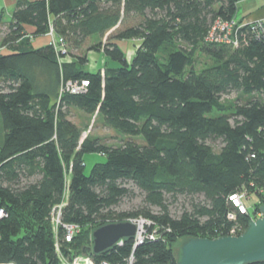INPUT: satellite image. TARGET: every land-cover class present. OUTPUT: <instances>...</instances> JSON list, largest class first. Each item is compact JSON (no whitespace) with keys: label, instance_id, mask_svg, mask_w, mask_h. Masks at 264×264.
Masks as SVG:
<instances>
[{"label":"trees","instance_id":"trees-1","mask_svg":"<svg viewBox=\"0 0 264 264\" xmlns=\"http://www.w3.org/2000/svg\"><path fill=\"white\" fill-rule=\"evenodd\" d=\"M238 1L23 0L10 19L0 12V45L10 49L0 52V208L9 214L0 217V262L61 264L53 222L61 207V222L80 226L70 241L59 227L67 258L87 255L83 249L100 225L145 217L154 240L134 246V237L125 238L91 254L93 264H126L131 256L134 264H177L179 237L229 232L235 224L229 213L236 211L231 194L264 197V39L250 26L235 47L207 39L216 21L236 17ZM130 17L138 21L128 25ZM51 27L66 48L78 50L115 28L91 47L106 55L104 71L90 70L84 55L61 62L68 49L35 47L33 40ZM124 40L140 42L131 59L118 43ZM202 53L215 62L199 71ZM71 79L89 81L87 90L62 92ZM231 92L240 95L234 105L222 99ZM72 108L129 139L118 146L83 139ZM218 139L216 152L211 142ZM85 153L106 160L87 173ZM128 183L159 212L112 209L131 193ZM180 195L189 197L190 208L172 214ZM238 214L248 227L249 215Z\"/></svg>","mask_w":264,"mask_h":264},{"label":"rangeland","instance_id":"rangeland-1","mask_svg":"<svg viewBox=\"0 0 264 264\" xmlns=\"http://www.w3.org/2000/svg\"><path fill=\"white\" fill-rule=\"evenodd\" d=\"M138 20L134 17H130L128 19L127 24L132 25L135 24ZM115 28H113L114 30ZM7 30L6 26H3L2 31L5 32ZM112 30V31H113ZM112 31H109L105 36H92L89 38L86 42L85 45L81 47V49H74L71 46H68V54L66 57L60 58L61 62H70L73 61L74 56L71 54L77 55V56H87L88 60L85 64L90 70H98V69H103L104 67L108 64L106 60V55L103 53V51L97 50V49H91V47L95 44H98L100 42L105 43L107 41V38L113 33ZM3 37V35H0V39ZM46 37L51 40L52 35L46 34ZM120 44L121 48L124 50V52L127 53L128 59H131L134 54L135 50L140 44L139 41L132 42V41H118ZM166 50V48L164 49ZM7 51L5 47H2L0 45V52ZM70 53V54H69ZM162 56H165V53H163ZM198 64H197V70L201 71L204 68H207L209 66L214 65V62L208 55L202 53L198 55ZM240 97L239 93L231 92L230 94H226L223 96V102H225L228 105H234V102L237 101V99ZM243 102V100H240ZM238 102V101H237ZM70 118L72 121L78 123L80 127L83 129L85 133H87L86 136H89L91 138H100L102 142L108 143L110 145H116L122 144L125 141L129 139V136L122 134L121 132L114 131L113 129L105 126L104 121L101 120L100 117L91 116L83 111H80L76 108L71 109V115ZM83 132V133H84ZM84 133V134H85ZM3 138V125L1 124V119H0V143ZM134 141H137L138 143H144L142 140V137H134ZM213 145V148L215 149L216 152H218L222 146V140L218 139L217 141L211 142ZM85 161H86V172L89 173L91 169L93 168L94 164L97 162H103L106 160V157L102 154L99 153H85ZM38 176H34L31 179L36 180ZM26 180L23 179V183L21 185L25 184ZM129 188H132V191L130 194L124 196L120 203L117 205L113 206L112 209H114L117 212L121 211H128L132 212L134 210H142L143 208H148L150 209L153 213L159 212V208L156 206H150L144 202V196H142L141 191L136 187L133 186L132 184H127ZM250 199L248 200L249 206L251 209V212H254V209L256 208L255 205L261 206L263 204L262 199H261L256 193H250ZM169 198V197H168ZM202 195H198L197 199L203 200ZM190 199L189 197H184L183 195L179 196V199L176 203H173L171 205V213L172 214H180L185 208H190L189 205ZM145 228L149 232L150 230L148 229V226L146 225ZM184 239V237H179L178 241H176L173 244V250H175V254L178 255V247L181 242V240Z\"/></svg>","mask_w":264,"mask_h":264},{"label":"water","instance_id":"water-1","mask_svg":"<svg viewBox=\"0 0 264 264\" xmlns=\"http://www.w3.org/2000/svg\"><path fill=\"white\" fill-rule=\"evenodd\" d=\"M262 216L250 221L239 235L189 237L181 240L177 264H249L264 262V204ZM138 226L130 220L102 224L92 231V244L83 249L89 257L119 245L122 239L133 238ZM138 246V245H137Z\"/></svg>","mask_w":264,"mask_h":264},{"label":"built area","instance_id":"built-area-1","mask_svg":"<svg viewBox=\"0 0 264 264\" xmlns=\"http://www.w3.org/2000/svg\"><path fill=\"white\" fill-rule=\"evenodd\" d=\"M245 26H250L251 31L255 36H258L259 38L264 39V19H259L254 22H248L244 21L239 17H234L231 20H218L213 25L212 30L210 31L207 39L210 41L220 42V43H228L235 46H238L241 42V37L239 36L240 30L245 28ZM48 34L52 35L51 40H49V43L52 44L56 51L58 53H66L67 48L65 45V39L62 36H57L54 33V29L51 27ZM245 39V38H244ZM89 84V81L86 79H71L63 82L61 86L62 92H69V93H83L87 90V86ZM85 133V132H84ZM87 133L83 135V139L86 137ZM250 193L249 191L242 190L241 192H235L231 194L229 197V200L234 204V207L236 208V211H232L229 213V218L232 221H235V224L232 226V228L229 230L227 234L224 235H239L242 234L243 231L247 228L244 222L239 221V214H247L249 215V222L254 221L258 217L262 216V213L260 209L257 211V205L254 209V212H251L249 202L250 199ZM61 208V207H60ZM60 208L55 210V214L53 217L54 227H55V233H56V244H57V251L61 258V264H93V261L91 259V256L87 255H79L74 258H67L66 256L62 255L61 253V247L59 244L60 240V234L59 233V227L62 225L64 229V240L70 241L75 234L78 233L80 226L79 224L74 223H63L61 222V211ZM9 214L4 208H0V217L8 216ZM132 222H135L138 226V232L136 236L134 237L135 244L134 246L141 245L145 242V239H151L154 240L157 237L156 230L154 232H148L145 226L148 227L152 225V221L148 218L143 217H132L128 219ZM248 222V225H249ZM1 238V236H0ZM124 239L120 242L119 245L123 244ZM134 257L131 256L126 264H134ZM0 264H16L13 262H0ZM101 264H107V262L103 261Z\"/></svg>","mask_w":264,"mask_h":264},{"label":"crops","instance_id":"crops-1","mask_svg":"<svg viewBox=\"0 0 264 264\" xmlns=\"http://www.w3.org/2000/svg\"><path fill=\"white\" fill-rule=\"evenodd\" d=\"M18 1L23 0H0V12H4L8 19L12 17V12ZM34 1V0H29ZM236 16L242 20L248 22H254L259 19H264V0H239L237 2ZM49 43V38L44 36H38L33 40V45L43 46ZM9 52L10 49L7 46H3ZM3 52V53H4Z\"/></svg>","mask_w":264,"mask_h":264}]
</instances>
